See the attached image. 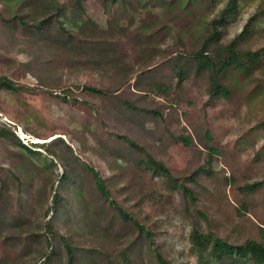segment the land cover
Wrapping results in <instances>:
<instances>
[{
	"label": "rangeland",
	"instance_id": "1",
	"mask_svg": "<svg viewBox=\"0 0 264 264\" xmlns=\"http://www.w3.org/2000/svg\"><path fill=\"white\" fill-rule=\"evenodd\" d=\"M262 1L248 0L221 41L229 42L239 33ZM61 2L70 7V18H80L86 25L84 41H93L84 43L87 48L63 36L57 27L37 36L5 28L0 21V74L32 88L16 94L0 91V122L13 124L29 146L61 137L67 160H53L46 148L37 158L18 159L15 147L0 140V184L4 183L0 264H40L50 254L52 264H68L69 247L77 264H122L124 252L136 264H160L155 248L167 264H199L189 239L194 226L233 243L259 239L264 188L243 196L239 187L264 178V156L254 160L264 147V133L252 147L243 149L237 141L264 118V59L250 77L231 71L227 82L233 92L227 99L209 97L207 73L192 72L179 86L172 70L178 56L201 44L208 22L224 3L214 8L207 6L208 0L206 4L205 0L201 4L165 0L164 6L158 0H82L83 12L75 0ZM15 6L0 2V12L6 14ZM263 46L264 21L242 48ZM164 79L170 84L167 90L154 86ZM76 85L111 90L117 98L100 100L77 93L96 108L70 106L54 98L53 93ZM123 100L136 110L127 108ZM154 109L163 116L147 114ZM183 127L190 130L189 146L176 139ZM207 131L221 154L214 157L211 173L200 174L194 183L189 178L192 173L204 165L208 168ZM118 135L144 146L169 168L173 180L153 175L139 162L145 155L131 151ZM18 163L22 169L16 179L12 171ZM85 164L99 171L116 203L152 233L154 245L104 201ZM65 168L72 171L76 184L63 185L60 192L65 200L56 212L49 209L52 185ZM181 184L192 189L194 200L179 188ZM49 220L57 235L49 232Z\"/></svg>",
	"mask_w": 264,
	"mask_h": 264
},
{
	"label": "trees",
	"instance_id": "2",
	"mask_svg": "<svg viewBox=\"0 0 264 264\" xmlns=\"http://www.w3.org/2000/svg\"><path fill=\"white\" fill-rule=\"evenodd\" d=\"M79 11L85 12V8L82 4V0H75ZM116 3L119 0H110ZM126 2L127 0H121ZM131 1V0H128ZM172 3L180 2L181 0H171ZM204 0H189V3L201 4ZM205 4L207 0H205ZM248 0H208L207 6L217 7L218 4L224 3V5L217 11V14L208 22L209 29L208 34L202 40L201 44L193 49L191 52L183 56H178L172 64V70L177 78V85H181L182 80H186L192 74L199 76L207 73L209 77L208 94L212 100L220 98H230L232 96V89L227 82L231 71L239 73L244 77H250L258 69L260 62L264 59V46L257 49H245L242 48V44L247 42L252 34L261 26L264 21V1H262L256 8L251 10L250 15L247 18L246 23L243 25L242 30L237 33L229 42L221 41L224 37L223 32L226 31L228 24L235 22L236 17L242 15V7ZM252 1V0H250ZM1 3H15V10H7L6 14L0 12L1 24L10 30H22L24 32L35 34L37 36H44L47 33L50 34L53 29L57 27L63 36L71 38L73 41H77L81 48L84 43L92 44L93 41H84L85 31L88 30L86 25L80 18L72 16L69 17L68 10L70 7L61 0H0ZM154 3V2H153ZM158 3L162 6L165 5V0H158ZM157 3V4H158ZM204 3V2H203ZM167 4V3H166ZM76 12V11H75ZM3 15H2V14ZM88 39V38H87ZM68 43L70 40L68 39ZM64 42V43H67ZM69 45V44H68ZM67 46V45H66ZM3 55V54H1ZM187 56V57H184ZM161 89L167 90L170 84L167 85L166 79L162 83H155ZM5 90L9 93H21L25 91H31L30 86L20 84L10 76L6 74H0V91ZM50 92V91H48ZM87 93L92 98L98 97L100 100H116V92L111 90L101 89L97 86L90 85H76L75 87H69L63 89V93H53L54 98L69 104L70 106H85L96 108L98 107L90 99H82L79 94ZM77 93H79L77 95ZM115 102V101H114ZM124 104L130 110L135 111L136 106L128 100H123ZM114 104V103H113ZM178 106V104H176ZM142 111V109H140ZM153 113L152 117H162L163 114L160 110L154 109L148 111ZM147 123H149L147 121ZM189 129V127H188ZM183 132L177 136V140L183 141L185 146H189L190 139L187 137L189 131L186 127H183ZM187 133V135H186ZM264 133V118L260 120L250 131L244 133L239 139L238 144L244 148L255 146L257 137ZM207 140L205 148L208 150V158L205 164L208 168L201 166L189 177L194 183L198 182V177L202 173L210 174V168L214 165L217 159H214L216 155L221 154L220 149L213 143V135L211 131H207ZM251 135L247 137L248 135ZM122 138L131 151L139 152L145 155L139 162L146 168L152 169V173L158 177H166L169 180H173L172 174L169 168L160 160L155 159L144 146L140 145L133 138L126 135H118ZM60 138V139H59ZM0 140L7 143L10 146L15 147V154L18 159L24 158H37L40 154V149L46 148L49 155L53 160L60 159L66 160L64 151L60 147L59 141L61 137H55L48 142H31L30 146L23 143L20 137L17 135L16 127L13 124H7L0 122ZM69 147V146H68ZM255 161H260V156H264V147L256 152ZM78 158V156H76ZM43 164H47L48 158H43ZM45 164V165H46ZM37 168H42L40 165L34 164ZM66 165V163L64 164ZM88 170L93 174L95 185L101 197L104 201L108 202L111 207H114L119 216L124 222H131L138 230L139 233H145L150 238L151 243L154 245L152 233L129 212L120 207L116 201L111 197V192L106 185L105 179L101 176L99 171L95 167L85 164ZM22 169V165L19 163L16 165V172L12 171V175L17 179L18 172ZM235 178L231 177L230 181H234ZM76 178L73 177L72 171L65 168L63 174L59 177L58 183L52 185V205L50 210L58 211L65 200L63 194L60 192L63 189V185L69 182L71 185L76 184ZM4 183L0 184L2 188ZM185 195L193 199V191L185 184L179 186ZM264 188V178L252 182H247L239 187V192L243 196H251L256 192ZM1 190V189H0ZM194 200V199H193ZM242 209L247 212L248 206L245 201L241 202ZM240 210L242 214L243 210ZM207 217L205 214H203ZM52 217V216H51ZM50 217V218H51ZM46 225H49V232L54 236L57 235V231L53 229L51 221H47ZM260 238H248L242 243H233L223 237L216 235L213 231H203L198 226H194L190 232L191 251L198 258L199 264H264V226L260 227ZM59 238L67 245L66 238L59 234ZM67 247H69L67 245ZM88 251H92L88 250ZM156 256L160 264H167L161 253L155 248ZM52 254L47 255L45 260L40 264H52ZM68 264H77L75 260L73 248H68ZM122 264H136L130 254L127 252L122 253Z\"/></svg>",
	"mask_w": 264,
	"mask_h": 264
}]
</instances>
